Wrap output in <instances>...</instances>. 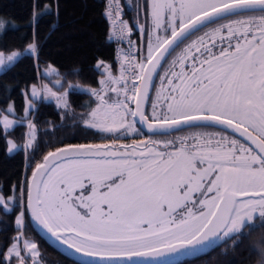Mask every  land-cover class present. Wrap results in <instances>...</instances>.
<instances>
[{
  "label": "snow or ice",
  "instance_id": "1",
  "mask_svg": "<svg viewBox=\"0 0 264 264\" xmlns=\"http://www.w3.org/2000/svg\"><path fill=\"white\" fill-rule=\"evenodd\" d=\"M50 11L45 4L43 12ZM123 14L120 0H107L104 15L128 49L120 52L118 78L111 65H95L105 79L99 89H83L95 98L94 107L89 103L77 115L67 89L58 94L33 85L25 116L0 119L7 135L36 110L33 100L43 93L64 110L62 121L71 116L78 138H115L111 144L54 138L48 145L54 150L35 164L31 182L12 186L19 195L7 201L19 202L21 211L6 264H27L29 257L38 264L35 243L24 241L23 248L18 243L25 212L61 245L96 258L84 264H169L228 241L243 244L253 224L260 231L250 247L257 264H264V0H143L131 21ZM38 15L33 13V25ZM6 23L0 20V29ZM137 31L139 43L130 39ZM25 51L39 60L36 42ZM20 56L0 54V70ZM53 72L60 75L51 67L44 75ZM54 87L64 88L62 80ZM77 87L82 88L68 84ZM0 111L15 112L11 104ZM27 126L24 147L35 151L36 125L28 120ZM145 126L150 136L181 126L213 131L117 143L145 135ZM7 143L11 153L17 145ZM7 201L0 195V207L11 211Z\"/></svg>",
  "mask_w": 264,
  "mask_h": 264
},
{
  "label": "trees",
  "instance_id": "2",
  "mask_svg": "<svg viewBox=\"0 0 264 264\" xmlns=\"http://www.w3.org/2000/svg\"><path fill=\"white\" fill-rule=\"evenodd\" d=\"M123 3L127 8L128 21H131L132 8L124 1ZM45 4L51 6L50 12H43ZM105 5L106 0H0V20L7 22L0 29V51L19 50L21 54L14 66L0 72V110L7 109L10 104L15 110L14 114L0 111V116L7 113L18 120L24 117L26 99L30 96L32 84L43 83L45 79L51 82L61 79L64 88L56 87L59 91L68 89L69 83L82 86V88L69 89L68 103L72 112L77 115L89 110L86 105L92 103L95 98L83 89H98L101 86L99 81L105 79L100 70H94L95 65L103 61L106 65H111L112 73L116 71L114 41L112 38L109 39L112 30L109 20L104 15ZM34 12L40 15L33 25L30 21ZM142 17L141 13V22ZM133 37L139 43L138 31ZM34 42L39 48L38 61L30 51H25L28 45ZM50 67H54L53 69L60 75L53 72L45 76V70ZM74 69L79 70L77 74H71ZM65 73L69 74L64 77ZM26 92L29 93L27 97ZM33 103L36 105V110L23 123L15 124L8 130L7 135L0 130V192L6 198L19 195V188L13 193L12 186L23 184L25 179L30 181L35 164L42 162L43 156L48 151L54 150L48 146L54 138L69 137L65 143L108 144L114 139V137L100 139L92 136L87 140L78 138L80 133L78 129L72 127L71 116L62 121L64 110L58 108L54 100H46L42 97L40 100H33ZM94 105L92 103L93 107ZM28 120H31L37 128L38 147L35 151L32 149L26 151L24 147L29 132ZM61 124L63 127H60ZM181 131L183 130L174 134ZM8 135L20 144L19 149L12 153L7 150ZM8 203L11 211H5L0 207V264H6L5 253L8 252L13 237L18 235L15 222L21 211L19 202L8 201ZM249 227L253 230V235L246 238L243 244L238 243L233 247L231 241H228L206 253L180 257L170 261L169 264H255L257 256L255 250L250 247V241L256 238L260 228L255 224ZM22 231L24 238L36 239L40 258L44 264H84L53 246L39 232L29 212H25ZM12 264H16L15 260Z\"/></svg>",
  "mask_w": 264,
  "mask_h": 264
},
{
  "label": "rangeland",
  "instance_id": "3",
  "mask_svg": "<svg viewBox=\"0 0 264 264\" xmlns=\"http://www.w3.org/2000/svg\"><path fill=\"white\" fill-rule=\"evenodd\" d=\"M122 1V0H121ZM125 3H127V6H129L130 8H132V16H135L136 15V5H135V3L132 1V0H123ZM123 1H122V3H123ZM123 5L125 6V4L123 3ZM126 7V6H125ZM140 34V33H139ZM198 35H202V33H199ZM114 51H115V45H114ZM13 52H15V53H20V51L19 50H13V51H10V52H6V51H0V54H3L5 57H7L8 55H11ZM52 68H54V67H52ZM5 69V68H4ZM4 69H2V70H0V72L1 71H3ZM48 70V69H47ZM46 71V70H45ZM56 80H53L52 82L51 81H49V80H44V82L43 83H38V84H32V86L33 85H36L38 88L39 87H41L42 85H47L48 87H50V88H52L53 89V91H56L58 94L59 93H62L64 90H62V91H59L58 89H56V87H54V82H55ZM158 83V81L156 82V84ZM31 86V87H32ZM159 86H160V82L158 83V85L156 86V88H159ZM100 88V87H99ZM98 88V89H99ZM68 90V92H69V89H67ZM42 97H44V94L43 93H41V96H40V98L39 99H34V101H37V100H40ZM28 99H32V97H31V95L28 97ZM67 99H68V97H67ZM46 100H54V99H52V98H48V99H46ZM55 101V100H54ZM56 102V101H55ZM95 106V105H94ZM4 115H7L8 116V119H10V120H13V121H16V120H18L15 116H13V115H10V114H7V113H4V114H2L1 116H0V119H2V117L4 116ZM15 125H13V127H14ZM12 127V128H13ZM11 128V129H12ZM191 129V128H190ZM10 130V129H9ZM202 131H213V129H202V128H200L199 129V131L198 132H202ZM36 136H37V128H36ZM130 136H132V135H130ZM129 136V137H130ZM151 137H154V136H151ZM28 139H29V137L27 138V141H28ZM115 139V138H114ZM8 140H11L13 143H15L16 145H17V147L15 148V149H12V151H11V153L12 152H14V151H17L18 149H19V147H20V144L11 136V135H8L7 136V141ZM27 141H26V143H27ZM9 144L7 143V150L9 149ZM9 152V151H8ZM0 195H3L1 192H0ZM4 196V195H3ZM5 197V196H4ZM5 199H6V201H7V198L5 197ZM8 202V201H7ZM25 203H26V196H25ZM9 204V203H8ZM9 207H10V205H9ZM25 218V217H24ZM24 228V227H23ZM24 241H30V242H32V243H35V245H36V247H37V250H38V253H39V256H38V261L40 262V264H44L43 262H42V260H41V258H40V249H39V247H38V245H37V241H36V239H33V238H24V236H22L21 238H20V240L18 241V243L20 244V247L21 248H23V244H24ZM14 243V241L11 243V245ZM10 245V246H11ZM9 246V247H10ZM8 250H9V248H8ZM22 254H24V253H22ZM15 262H16V264H19V262L17 261V260H15ZM27 264H33V261H32V259L29 257L28 258V260H27Z\"/></svg>",
  "mask_w": 264,
  "mask_h": 264
},
{
  "label": "flooded vegetation",
  "instance_id": "4",
  "mask_svg": "<svg viewBox=\"0 0 264 264\" xmlns=\"http://www.w3.org/2000/svg\"><path fill=\"white\" fill-rule=\"evenodd\" d=\"M132 1L135 3V5H137L138 2L141 3V4L143 3V0H132ZM141 23H143V21ZM198 34L199 33H197L196 35H198ZM195 38L196 37L193 36L191 39H195ZM177 52H179V51H177ZM174 55H175V53H174ZM170 60H171V57H169V61ZM165 66H167V65H165ZM162 71L163 70H161V72ZM157 80H158V83H159V79L158 78H157ZM158 83L156 84V86L158 85ZM155 94H156V91L154 89L153 90V93H152L153 97H155ZM150 111H151L150 106H148V112H150ZM199 129L200 128H191V129L188 128V129H185V130H183L181 132H178L176 134L172 133L174 135H172V134H164V135L154 136V137H151V136H148V135H143V136L132 135V136L128 137L127 139H119V140H117V143H119V144H132L133 141L145 140V139H149V138H151V139H158V140L172 139V138H174L176 136L191 135V134H193L195 132H198ZM111 143H112V141H111Z\"/></svg>",
  "mask_w": 264,
  "mask_h": 264
},
{
  "label": "water",
  "instance_id": "5",
  "mask_svg": "<svg viewBox=\"0 0 264 264\" xmlns=\"http://www.w3.org/2000/svg\"><path fill=\"white\" fill-rule=\"evenodd\" d=\"M147 108V106H146ZM138 125L140 126V124L138 123ZM185 127L181 126V129H184ZM145 132L148 133V130L145 127L142 128ZM178 131V130H176ZM176 131H172L170 133H173V132H176ZM168 133V134H170ZM32 177V176H31ZM31 182V178H30V181ZM32 217V216H31ZM33 220V218H32ZM34 222V220H33ZM35 226L37 227V229L39 230V232H41V234L53 245L55 246L57 249H59L60 251H62L64 254L68 255L69 257L75 259V260H78L80 262H83L86 261V260H93V259H96V258H93V257H85V256H82L81 254H77L74 252V250H69L66 246H63L61 245L60 243H58L54 238L51 237V234L47 232L46 229H43L42 226H39L38 223L34 222ZM184 258L186 257H192V256H183ZM134 259H144V258H134Z\"/></svg>",
  "mask_w": 264,
  "mask_h": 264
},
{
  "label": "built area",
  "instance_id": "6",
  "mask_svg": "<svg viewBox=\"0 0 264 264\" xmlns=\"http://www.w3.org/2000/svg\"><path fill=\"white\" fill-rule=\"evenodd\" d=\"M120 3H121V1H120ZM121 6L124 7L122 3H121ZM123 19L127 20V12H126L125 7H124ZM118 30H119V26H117V32H118ZM113 38H114V41H115L114 61H115L116 65H117V67H118V70L120 71V64L118 63V59H119L121 50L127 51L128 43H127V40L118 39L117 35H115V34L113 35ZM130 39L133 42H135L134 39L132 38V35H131Z\"/></svg>",
  "mask_w": 264,
  "mask_h": 264
},
{
  "label": "clouds",
  "instance_id": "7",
  "mask_svg": "<svg viewBox=\"0 0 264 264\" xmlns=\"http://www.w3.org/2000/svg\"><path fill=\"white\" fill-rule=\"evenodd\" d=\"M255 264H257V261L255 262Z\"/></svg>",
  "mask_w": 264,
  "mask_h": 264
}]
</instances>
